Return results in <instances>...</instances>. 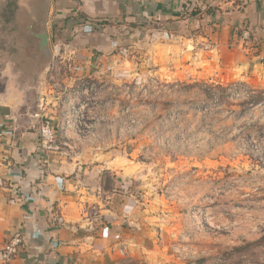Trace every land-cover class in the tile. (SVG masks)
Returning a JSON list of instances; mask_svg holds the SVG:
<instances>
[{
    "label": "rangeland",
    "instance_id": "rangeland-1",
    "mask_svg": "<svg viewBox=\"0 0 264 264\" xmlns=\"http://www.w3.org/2000/svg\"><path fill=\"white\" fill-rule=\"evenodd\" d=\"M37 16L48 17L46 0H0V72L10 66L27 83L34 68L11 64L43 60L40 103L56 116L49 149L102 163L103 193L123 196L133 223L150 229L114 264H264V80L225 77L201 53L206 31L192 18L176 30L100 22L114 29L111 50L53 73L60 38L50 25L42 54L30 35L46 33L31 28Z\"/></svg>",
    "mask_w": 264,
    "mask_h": 264
},
{
    "label": "crops",
    "instance_id": "crops-1",
    "mask_svg": "<svg viewBox=\"0 0 264 264\" xmlns=\"http://www.w3.org/2000/svg\"><path fill=\"white\" fill-rule=\"evenodd\" d=\"M46 4L48 17L37 16L31 28L45 31L52 25L60 38L55 44L68 45L78 63H88L94 51L111 50L114 29L100 22L158 21L176 30L186 28L192 18L206 31L197 36V42L209 43L201 53L217 62L225 77L264 80V0H46ZM211 6L218 8L205 13ZM193 7L199 9L197 17H182ZM46 34L47 30L30 33L40 41L41 53L50 55ZM39 59L36 55L28 67L11 64L25 71L34 68L27 83H21L18 72L13 77L6 74L10 66L0 72L4 80L0 128L7 133L0 144V249L18 233L23 246L7 264H114L117 250L133 243L144 246L150 229L144 233L145 226L133 223L123 196L103 193L102 163L41 149L39 128L45 122L53 125L56 116L53 105L40 103L45 65Z\"/></svg>",
    "mask_w": 264,
    "mask_h": 264
},
{
    "label": "built area",
    "instance_id": "built-area-1",
    "mask_svg": "<svg viewBox=\"0 0 264 264\" xmlns=\"http://www.w3.org/2000/svg\"><path fill=\"white\" fill-rule=\"evenodd\" d=\"M69 47L68 45L56 44L53 47V52L51 55V62H50V70L51 72L55 73L57 70L63 65V67L67 70L66 73H70L75 69L73 66V58L72 54L68 53ZM63 56L67 58V60H63ZM67 92L68 89L65 88ZM70 93H67L63 97V101H67L69 99ZM55 129L53 125L45 122L39 128V142L41 144V149H49L50 144L54 138ZM7 133L0 128V144L6 138ZM23 246V238L18 234L14 233L9 241L5 243L2 248L0 249V264H7L11 261V259L16 256Z\"/></svg>",
    "mask_w": 264,
    "mask_h": 264
},
{
    "label": "water",
    "instance_id": "water-1",
    "mask_svg": "<svg viewBox=\"0 0 264 264\" xmlns=\"http://www.w3.org/2000/svg\"><path fill=\"white\" fill-rule=\"evenodd\" d=\"M43 49H44V51H45V45H43ZM45 53V52H44Z\"/></svg>",
    "mask_w": 264,
    "mask_h": 264
},
{
    "label": "trees",
    "instance_id": "trees-1",
    "mask_svg": "<svg viewBox=\"0 0 264 264\" xmlns=\"http://www.w3.org/2000/svg\"><path fill=\"white\" fill-rule=\"evenodd\" d=\"M191 15H193V14H191Z\"/></svg>",
    "mask_w": 264,
    "mask_h": 264
}]
</instances>
